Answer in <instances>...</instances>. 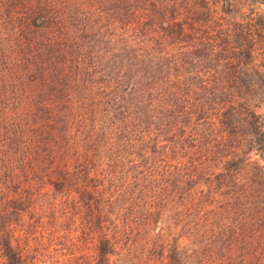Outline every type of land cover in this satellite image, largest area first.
Returning a JSON list of instances; mask_svg holds the SVG:
<instances>
[{
	"label": "trees",
	"instance_id": "16d2710c",
	"mask_svg": "<svg viewBox=\"0 0 264 264\" xmlns=\"http://www.w3.org/2000/svg\"><path fill=\"white\" fill-rule=\"evenodd\" d=\"M211 1L0 0L3 264L88 243L89 264H114L127 241L181 264L203 210L245 198V150L264 161V30Z\"/></svg>",
	"mask_w": 264,
	"mask_h": 264
},
{
	"label": "rangeland",
	"instance_id": "374dc122",
	"mask_svg": "<svg viewBox=\"0 0 264 264\" xmlns=\"http://www.w3.org/2000/svg\"><path fill=\"white\" fill-rule=\"evenodd\" d=\"M211 3L215 15L221 18L224 24L239 23L247 18L259 19L258 24L264 30V6L258 0H213ZM251 64L254 66L253 69L256 68L264 74V45L257 48ZM262 85L264 86V83ZM259 101L262 102L260 99ZM261 104L257 113L261 116V124L264 126V102ZM245 152L247 164L243 168L244 172L239 173L240 178L245 179L248 173L253 179L242 190L238 188L237 193L245 198H237L228 212L219 210L214 219L210 212L203 210L198 229L191 225L193 231L183 233L186 239L179 241L181 264H256L254 250L261 242L264 246V185L261 183L264 182V161L260 151ZM256 225L260 236L254 238ZM128 242L121 244L114 264H165L161 257L151 256L138 244ZM41 249L42 253L36 257L34 263L89 264L91 253L89 243L76 246L71 252L64 253H61V247L54 249L52 246L44 245ZM82 252L85 253V257ZM64 255L68 259H63ZM0 264H3L1 257Z\"/></svg>",
	"mask_w": 264,
	"mask_h": 264
}]
</instances>
